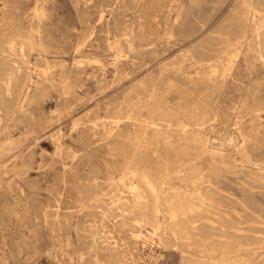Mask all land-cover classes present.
Segmentation results:
<instances>
[{
    "label": "rangeland",
    "instance_id": "374dc122",
    "mask_svg": "<svg viewBox=\"0 0 264 264\" xmlns=\"http://www.w3.org/2000/svg\"><path fill=\"white\" fill-rule=\"evenodd\" d=\"M207 263L264 264V0H0V264Z\"/></svg>",
    "mask_w": 264,
    "mask_h": 264
},
{
    "label": "bare ground",
    "instance_id": "6f19581e",
    "mask_svg": "<svg viewBox=\"0 0 264 264\" xmlns=\"http://www.w3.org/2000/svg\"><path fill=\"white\" fill-rule=\"evenodd\" d=\"M53 91V90H52ZM58 116V115H57ZM181 167V166H180ZM149 193V192H148ZM149 201V200H148ZM143 203V202H142ZM149 203V202H148ZM142 206H143V204H142ZM148 207V206H147ZM186 208H187V206H186ZM188 210V209H187ZM138 211V210H137ZM177 211V210H176ZM190 211V210H189ZM147 212V211H146ZM170 212H172L171 210H170ZM186 212V211H185ZM139 213V212H138ZM170 214V213H169ZM172 214V213H171ZM179 214V213H178ZM188 214H189V212H188ZM187 214V215H188ZM180 215V214H179ZM170 216V215H169ZM189 216H191L190 214H189ZM145 217V216H144ZM157 217V216H156ZM138 218H140V217H138ZM184 218V217H183ZM187 218V217H186ZM169 219V218H168ZM180 219H182L181 217H180ZM145 220V219H144ZM148 220V219H147ZM166 221V220H165ZM177 221V220H176ZM192 221V220H191ZM146 222V221H145ZM148 222H149V220H148ZM151 222V221H150ZM190 226V225H189ZM170 227V226H169ZM172 227H173V225H172ZM176 226H174V228H175ZM178 227H179V225H178ZM182 227V226H181ZM171 228V227H170ZM158 229V228H157ZM183 229V228H182ZM181 229V230H182ZM174 230V229H173ZM177 230V229H176ZM179 230H180V227H179ZM172 231V230H171ZM183 231H184V229H183ZM178 232V231H177ZM176 232V234H179V233H177ZM182 232V231H181ZM186 232V231H185ZM173 233V232H172ZM184 233V232H183ZM182 234V233H181ZM183 235V234H182ZM185 235V234H184ZM174 236V235H173ZM180 237H181V235H179ZM184 237V236H183ZM180 239V238H179ZM214 239V238H213ZM189 240V239H188ZM198 243V242H197ZM204 246V245H203ZM219 246V245H218ZM220 246H222V245H220ZM224 246V245H223ZM206 247V246H205ZM217 248V247H216ZM228 248V247H227ZM205 249H208V248H205ZM210 249V248H209ZM223 249V248H222ZM203 250V249H202ZM211 250V249H210ZM228 250V249H227ZM230 250V249H229ZM201 251V250H200ZM206 253V252H205ZM209 253V252H208ZM220 253V252H219ZM218 253V254H219ZM232 253V252H231ZM207 254V253H206ZM226 254V253H225ZM199 255V254H198ZM215 255V254H214ZM220 255V254H219ZM211 256V255H210ZM193 257V256H192ZM204 256H202V258H203ZM209 257V256H208ZM207 257V258H208ZM217 257H218V255H217ZM225 257V256H224ZM197 258V257H196ZM222 258V257H221ZM213 261H215V260H213ZM217 261V260H216ZM231 261V260H230ZM185 262V261H184ZM218 262V261H217ZM207 264H209V263H207ZM212 264V263H211ZM224 264V263H223ZM227 264V263H226Z\"/></svg>",
    "mask_w": 264,
    "mask_h": 264
}]
</instances>
